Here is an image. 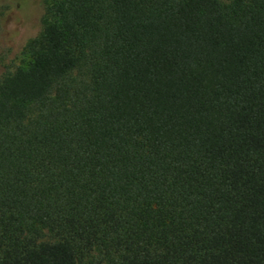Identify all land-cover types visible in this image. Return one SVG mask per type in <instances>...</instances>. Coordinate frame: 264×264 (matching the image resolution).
<instances>
[{"label": "trees", "instance_id": "16d2710c", "mask_svg": "<svg viewBox=\"0 0 264 264\" xmlns=\"http://www.w3.org/2000/svg\"><path fill=\"white\" fill-rule=\"evenodd\" d=\"M26 49L0 264H264V0H48Z\"/></svg>", "mask_w": 264, "mask_h": 264}, {"label": "rangeland", "instance_id": "374dc122", "mask_svg": "<svg viewBox=\"0 0 264 264\" xmlns=\"http://www.w3.org/2000/svg\"><path fill=\"white\" fill-rule=\"evenodd\" d=\"M48 0H0V74L29 62L27 44L42 29Z\"/></svg>", "mask_w": 264, "mask_h": 264}]
</instances>
